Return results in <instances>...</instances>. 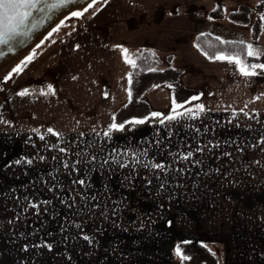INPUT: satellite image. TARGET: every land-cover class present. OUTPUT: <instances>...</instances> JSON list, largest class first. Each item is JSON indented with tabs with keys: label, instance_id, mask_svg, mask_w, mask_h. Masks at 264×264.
<instances>
[{
	"label": "crops",
	"instance_id": "crops-1",
	"mask_svg": "<svg viewBox=\"0 0 264 264\" xmlns=\"http://www.w3.org/2000/svg\"><path fill=\"white\" fill-rule=\"evenodd\" d=\"M258 4L261 33L252 40ZM217 7L249 9L250 22L209 19ZM113 14L120 17L113 38L99 30L71 37L47 70L24 72L4 90L0 212L10 189H23V206L36 205L42 188L66 189L79 202L68 204L81 206L66 209L70 220L79 213L83 221L166 223L139 232H51L50 247L0 246V264H181L175 245L183 241L201 242L218 264H264V69L244 75L240 64L208 59L193 43L208 32L264 55V0H117ZM122 49L154 50L199 99L175 119L112 127L128 100L131 64ZM167 90L144 99L154 109L153 93Z\"/></svg>",
	"mask_w": 264,
	"mask_h": 264
},
{
	"label": "rangeland",
	"instance_id": "rangeland-1",
	"mask_svg": "<svg viewBox=\"0 0 264 264\" xmlns=\"http://www.w3.org/2000/svg\"><path fill=\"white\" fill-rule=\"evenodd\" d=\"M116 1L91 0L83 7H78L77 9L64 13L30 48L26 49L22 60H26L29 56H32V59L23 65L22 73L13 71L18 65L10 67L8 70L0 73V103L4 96V90H12L24 72L27 73L32 70L35 74V71H39L40 68L44 71L47 70L50 67L49 58L51 55L53 58L58 52V48L69 38L80 36L84 32L92 35L95 33L94 35L96 36L98 30L107 39L109 36L113 38L114 25L117 26L115 23L119 22L120 19V17H114L113 14ZM249 3L251 2L249 1ZM89 4L93 6L89 8ZM85 8H87V11H84ZM226 9H229V6H226ZM73 12H81L82 15L73 16ZM54 29L57 30L54 31ZM122 34L121 31V34L119 33L118 36ZM166 92H168L166 93L167 98L165 97V93L158 91L153 93L151 97L153 100L152 105L154 106V110L160 113V116L147 122H157L168 117L176 116L180 109L176 108V112H173V108L177 104L183 105V109L188 106V101L183 103L180 102L182 100L173 101L171 91L167 90ZM238 131L240 130H235V132ZM248 148L253 149L256 146L249 145ZM9 191L11 197L10 203L9 205H5L3 211L0 212V246L4 248L6 245L48 246L51 239V232H139L141 229L151 227L159 229L166 223L162 221L138 222L129 220L83 221L80 219L79 213L72 214L75 219L70 220L69 217H71V214H66V211L68 210L69 212V209L76 210L77 208H81L80 205L71 206L68 204L69 202L79 203L73 200L74 195L72 192H76V190L68 191L66 189L46 188L37 190L41 195L33 198L36 207H33L32 204L23 206V199L18 198L23 197L19 196V194L23 195V189L13 188ZM17 198L21 201L20 204ZM32 252L30 253L31 256ZM46 253L48 254V248ZM13 255L18 256L17 253ZM30 259L32 260L33 258Z\"/></svg>",
	"mask_w": 264,
	"mask_h": 264
},
{
	"label": "trees",
	"instance_id": "trees-1",
	"mask_svg": "<svg viewBox=\"0 0 264 264\" xmlns=\"http://www.w3.org/2000/svg\"><path fill=\"white\" fill-rule=\"evenodd\" d=\"M261 6V4L256 5L257 15L250 27L252 40H257L261 33ZM249 14V9L225 12L222 8L217 7L211 9L207 16L211 20L226 18L233 23L245 25L250 22ZM193 43L208 59H216L219 56L238 57L248 71L253 69L252 65L264 64V55L249 56L247 45L241 41L220 39L205 32L197 34L193 39ZM128 56L135 61V66L131 64L127 75L128 100L113 114L116 126H121L123 122L139 120L144 122L137 123V125H142L160 116V113L152 109L150 104L144 99L145 94L151 89L165 86L170 89L173 101L182 100L180 101L182 103L194 97L191 90L181 85V72L172 65L162 67L159 55L154 50L139 49L129 53ZM178 246L183 255L190 258L186 260L181 258V264H218L213 252L201 242H178L175 245V250Z\"/></svg>",
	"mask_w": 264,
	"mask_h": 264
},
{
	"label": "snow or ice",
	"instance_id": "snow-or-ice-1",
	"mask_svg": "<svg viewBox=\"0 0 264 264\" xmlns=\"http://www.w3.org/2000/svg\"><path fill=\"white\" fill-rule=\"evenodd\" d=\"M37 2L38 0H0V44H7L9 43L10 40H12L16 35L21 34V35H26V33H23L19 31L21 26L25 24V22L28 20V18L32 15L31 9H35L37 7ZM63 2V0H61ZM60 4H51L49 5L50 8H57L59 7ZM92 4H89L88 7H92ZM42 10V9H41ZM84 11H87V8L84 9ZM73 16H81V12H73ZM57 29H54L56 31ZM122 52L125 56L126 62L132 64L135 66V61L132 60L128 56V51L127 49H122ZM248 55L252 56L255 55V53L252 51L251 45L248 46ZM32 56L27 57V61H31ZM217 59H228L230 62L234 61L237 64H241L240 71L244 75H255L256 73L254 71L249 72L245 66L242 65V62L238 57H224V56H219ZM253 69L255 68H261L264 69V64L260 65H252L251 66ZM14 72H20L22 71V68L20 66H17L15 69H13ZM53 90L51 86H49L48 92L51 93ZM28 92L27 90L22 91L19 93V95L24 96L27 95ZM199 99V97H192V100ZM183 105H176L175 108H173V112H176V108H182ZM198 112H202L204 110L203 105H198L197 106ZM187 112L189 114H192V109H187ZM153 115H158V114H153ZM177 115H183V113H177ZM175 116L169 117V119H175ZM144 121L139 120L135 121V123H143ZM112 127H116V125H113ZM121 127H123L121 125ZM49 132H52V129L48 130ZM56 134V133H53ZM43 139V137H41ZM190 156H192V153L189 152L186 156L183 158L187 160ZM154 167L157 168H162L164 167L163 165L156 164ZM79 183L83 184L84 181H79ZM33 207H36V205H33ZM87 239V237H85ZM50 247V245L48 246ZM177 254L181 256L182 259H190L187 256H184L181 249L179 246L176 249Z\"/></svg>",
	"mask_w": 264,
	"mask_h": 264
},
{
	"label": "flooded vegetation",
	"instance_id": "flooded-vegetation-1",
	"mask_svg": "<svg viewBox=\"0 0 264 264\" xmlns=\"http://www.w3.org/2000/svg\"><path fill=\"white\" fill-rule=\"evenodd\" d=\"M90 1L63 0L61 2V0H38L37 7L31 9L32 15L19 29L26 35L18 34L9 43L0 44V73L18 65L22 61L26 49L30 48L64 13L83 7ZM51 4H60V6L50 8L49 5Z\"/></svg>",
	"mask_w": 264,
	"mask_h": 264
}]
</instances>
